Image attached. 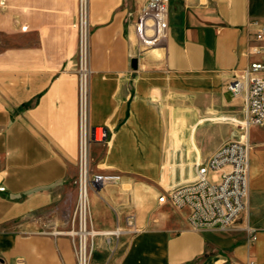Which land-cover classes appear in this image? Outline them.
<instances>
[{"label": "crops", "instance_id": "1", "mask_svg": "<svg viewBox=\"0 0 264 264\" xmlns=\"http://www.w3.org/2000/svg\"><path fill=\"white\" fill-rule=\"evenodd\" d=\"M145 2L90 0V123L109 131L92 161L96 172L120 176L90 196L93 264H264V126L231 135L227 123H242L244 102L226 88L264 64L254 53L264 50V36L256 39L264 0H170L164 47L137 57L130 24ZM77 17L78 0H0L7 264H76L65 232L77 200ZM217 126L229 134L217 138ZM241 138L250 145L249 198L232 231H194L188 209L159 204L161 192L192 181L198 164ZM114 230L123 233H106Z\"/></svg>", "mask_w": 264, "mask_h": 264}, {"label": "built area", "instance_id": "2", "mask_svg": "<svg viewBox=\"0 0 264 264\" xmlns=\"http://www.w3.org/2000/svg\"><path fill=\"white\" fill-rule=\"evenodd\" d=\"M170 0H146L130 24L137 57L164 47L169 35ZM132 18V14H129ZM257 24V23H255ZM74 28L78 34V174L77 200L70 229L65 232L73 240L76 264H90L99 232L93 228L90 196L101 187L116 182L120 176L95 171L92 147L105 145L109 131L90 123V0H78V17ZM262 28L256 36L261 41ZM255 54L264 53L255 49ZM264 64L251 63L226 88L233 97H242L244 120L241 124L264 126ZM249 150L242 139L223 144L210 158L196 167L192 181L172 186L159 194L158 202L176 210L188 209L187 222L192 230L232 231L247 208L249 198ZM218 174V179L214 175ZM128 232L134 229V216L127 219ZM252 240L256 231L247 228ZM123 233V231L121 232ZM0 264H7L0 257ZM250 264H255L251 262Z\"/></svg>", "mask_w": 264, "mask_h": 264}, {"label": "rangeland", "instance_id": "3", "mask_svg": "<svg viewBox=\"0 0 264 264\" xmlns=\"http://www.w3.org/2000/svg\"><path fill=\"white\" fill-rule=\"evenodd\" d=\"M244 120V119H243ZM243 122V121H242ZM228 125H229V127H231V132H230V134L231 135H234V133H235V131L236 130H239L240 132H242V134L241 135H244L245 134V131H246V128L244 127V125L243 124H237V123H235V122H233V121H229L228 123H227ZM217 131H216V133H215V135H216V137L217 138H219L220 136H225V135H227V134H229V133H227V132H224V131H222L221 129L219 130V126H217L216 128H215ZM210 139V138H209ZM242 139V138H241ZM240 140V139H239ZM188 182V181H187ZM183 183H185V181L184 182H182L181 184H183ZM176 186V185H175ZM110 232H117V233H119V234H121V230L120 231H118V230H114V231H110ZM93 260H94V253H93V255H92V259H91V263L90 264H93Z\"/></svg>", "mask_w": 264, "mask_h": 264}, {"label": "water", "instance_id": "4", "mask_svg": "<svg viewBox=\"0 0 264 264\" xmlns=\"http://www.w3.org/2000/svg\"><path fill=\"white\" fill-rule=\"evenodd\" d=\"M137 62H138L137 59H133L132 62H131L132 66L134 68H137Z\"/></svg>", "mask_w": 264, "mask_h": 264}, {"label": "bare ground", "instance_id": "5", "mask_svg": "<svg viewBox=\"0 0 264 264\" xmlns=\"http://www.w3.org/2000/svg\"><path fill=\"white\" fill-rule=\"evenodd\" d=\"M107 234H109V235H118L119 233H117V232H106ZM104 235H106V234H104Z\"/></svg>", "mask_w": 264, "mask_h": 264}]
</instances>
